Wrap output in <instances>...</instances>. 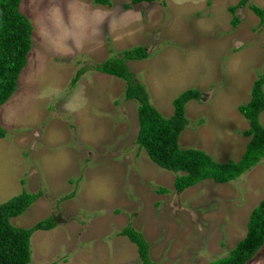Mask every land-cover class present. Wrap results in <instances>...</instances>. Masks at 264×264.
I'll return each instance as SVG.
<instances>
[{
    "label": "rangeland",
    "instance_id": "rangeland-1",
    "mask_svg": "<svg viewBox=\"0 0 264 264\" xmlns=\"http://www.w3.org/2000/svg\"><path fill=\"white\" fill-rule=\"evenodd\" d=\"M240 1L157 0L127 10L129 0L111 7L23 1L33 47L16 93L0 108V205L24 191L42 192L11 224L26 229L55 215L57 227L31 236V264H142L136 245L119 235L130 224L150 243L156 264H210L245 238L264 200V160L235 181L205 180L177 192L176 174L136 143L138 102L126 101L125 81L92 69L145 47L149 58L127 66L164 117L185 91L201 93L186 105L181 148L237 163L251 140L237 107L251 101L264 76V22L247 5L234 26L229 8ZM252 3L264 10V0ZM121 13L113 31L106 21L95 35L99 18ZM83 67L89 71L72 86ZM69 100L83 107L70 112ZM249 264H264V246Z\"/></svg>",
    "mask_w": 264,
    "mask_h": 264
},
{
    "label": "trees",
    "instance_id": "trees-1",
    "mask_svg": "<svg viewBox=\"0 0 264 264\" xmlns=\"http://www.w3.org/2000/svg\"><path fill=\"white\" fill-rule=\"evenodd\" d=\"M24 0H0V108L16 93L20 75L27 65L33 47L34 27L31 20L22 13ZM96 5L111 7L116 0H92ZM157 0H129L124 8L131 5L153 3ZM264 22V10L252 3V0H241L236 6L229 8L234 15L232 24L237 26L240 19L237 11L245 6ZM145 47H135L93 66L97 72L123 79L126 83V101L138 102L139 132L136 143L144 149L151 160L161 168L176 174L174 188L184 192L205 180H213L217 184H225L237 180L245 172L256 167L264 160V125L261 115L264 113V76L255 81L252 98L247 104L237 107L247 119L250 128L243 135L251 138L246 151L237 163L215 161L205 151L196 149L184 150L179 138L190 121L187 117L186 105L193 101H201V93L187 90L174 100V114L164 117L153 106L146 86L141 83L127 66V61L148 59ZM89 71L80 68L72 79L74 86ZM6 135L0 125V137ZM167 193V189L159 190ZM37 193L22 192L8 202L0 205V264H31L30 239L35 231H50L58 226L54 216L40 221L30 228H17L11 220L23 215L42 196ZM75 194L73 192L71 195ZM55 219V220H54ZM120 236L127 237L136 245L142 264H156L151 258V246L146 237L131 224L126 226ZM264 246V200L253 210L248 223V231L244 239L225 258L210 264H249Z\"/></svg>",
    "mask_w": 264,
    "mask_h": 264
},
{
    "label": "clouds",
    "instance_id": "clouds-1",
    "mask_svg": "<svg viewBox=\"0 0 264 264\" xmlns=\"http://www.w3.org/2000/svg\"><path fill=\"white\" fill-rule=\"evenodd\" d=\"M177 2L180 3L181 0H177ZM124 15H126V14L125 13H121L120 17L114 16V15H108V14L103 15L101 18H99L96 21V24H95V35L100 36V35L103 34V25H104V23L106 21L108 22L109 31L110 32L113 31L114 30V22L117 21L118 19H121ZM64 107H65L66 110H68L70 112H75V111H78L79 108L83 107V104L82 103L77 104V103H74V100H69L68 102L65 103ZM240 160L241 159H239V161ZM247 172H245V173H247Z\"/></svg>",
    "mask_w": 264,
    "mask_h": 264
},
{
    "label": "crops",
    "instance_id": "crops-1",
    "mask_svg": "<svg viewBox=\"0 0 264 264\" xmlns=\"http://www.w3.org/2000/svg\"><path fill=\"white\" fill-rule=\"evenodd\" d=\"M57 229V228H56Z\"/></svg>",
    "mask_w": 264,
    "mask_h": 264
}]
</instances>
